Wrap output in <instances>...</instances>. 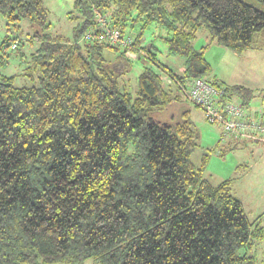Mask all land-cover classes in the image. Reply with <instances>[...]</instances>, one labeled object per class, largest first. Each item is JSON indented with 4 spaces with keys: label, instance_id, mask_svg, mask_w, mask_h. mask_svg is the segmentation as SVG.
Here are the masks:
<instances>
[{
    "label": "trees",
    "instance_id": "trees-1",
    "mask_svg": "<svg viewBox=\"0 0 264 264\" xmlns=\"http://www.w3.org/2000/svg\"><path fill=\"white\" fill-rule=\"evenodd\" d=\"M255 1L261 8L246 0H75L80 22L64 36L46 31L42 0H0V264H259L251 252L264 239V212L249 220L232 178L213 184L204 176L208 154L192 161L198 132L190 109L163 117L187 99L220 128L226 150L264 145L254 129L224 132L182 91L200 77L223 90L215 107L237 103L240 120L264 122V98L253 109L251 88L207 77L204 55L211 42L238 55L264 47V0ZM96 11L132 42L86 37L99 29ZM23 20L36 28L24 40L11 35ZM129 20L142 22L139 33ZM152 22L168 32L160 38L182 57V73L152 43L142 45ZM202 30L207 43L196 48ZM106 49L119 53L108 59ZM128 51L150 62L135 92L127 89ZM11 56L30 85L2 72Z\"/></svg>",
    "mask_w": 264,
    "mask_h": 264
},
{
    "label": "rangeland",
    "instance_id": "rangeland-1",
    "mask_svg": "<svg viewBox=\"0 0 264 264\" xmlns=\"http://www.w3.org/2000/svg\"><path fill=\"white\" fill-rule=\"evenodd\" d=\"M75 0H42L43 6L48 11L46 31L53 35L71 36L72 30L80 22V13L74 8ZM254 3L261 8V5L255 0H246ZM134 15V14H133ZM141 21L127 22V28L132 33H139L141 30ZM36 28L28 20L21 22L20 30L13 32L16 35L26 38V33H32ZM4 20L0 18V40L4 36ZM168 36L166 29L158 24L149 23L142 30V45L152 43L157 50L160 61L167 66L174 64L172 69L182 73L183 59L179 55H171L167 52V44L160 37ZM208 34L205 30L198 32L194 40V46L199 48L207 43ZM261 36V35H260ZM28 47L24 46L23 51ZM115 52L106 49L104 55L108 59L116 57ZM127 55L130 60L131 69L127 73L129 81L128 90L135 92L137 87V74L142 68V63L150 64L149 60L140 61L135 53ZM205 57L211 65L210 74L207 77L217 76V78L227 84H242L254 91L255 98L251 100L250 106L253 109L259 108L264 98V47L252 48L241 55L232 53L229 49L211 42L205 50ZM123 64L117 68H122ZM22 67L16 57L11 56L8 62L1 68L7 75H15L14 84L17 86L30 85L32 83L27 77L21 76ZM155 71H160L152 65ZM171 67V66H170ZM121 70V69H120ZM165 74H163V77ZM36 81V80H35ZM190 109V116L198 132V146L192 153V161L199 163L201 156L208 154V162L204 176L213 184L228 178H232L231 193L242 202L243 208L249 220L254 221L256 217L264 212V145L253 142L231 144L227 150L228 144L219 142L221 130L216 124L207 122L202 111L187 99L180 103H172L164 112L163 117L168 118L174 114L176 117L182 109ZM163 114V113H162ZM224 148V152L219 153V149ZM264 230V219L261 215L260 224ZM259 260V264H264V239L255 242L252 252ZM83 264H94L91 259Z\"/></svg>",
    "mask_w": 264,
    "mask_h": 264
},
{
    "label": "built area",
    "instance_id": "built-area-1",
    "mask_svg": "<svg viewBox=\"0 0 264 264\" xmlns=\"http://www.w3.org/2000/svg\"><path fill=\"white\" fill-rule=\"evenodd\" d=\"M95 16L99 29L95 31L96 33H86V37H93L98 40L106 39L109 43L120 46L132 42L133 37L131 35H121L120 30L106 22V19L98 11L95 12ZM187 87H183L184 94L204 107L205 115L209 121H221L224 132L240 134L241 131L247 128L264 133V122L262 124L258 122L246 123L244 120L239 119L241 112L239 104L230 102L215 107L214 103L217 102V98L223 94V90L216 85L198 77L193 79ZM224 112H229L232 116L225 119L223 117Z\"/></svg>",
    "mask_w": 264,
    "mask_h": 264
},
{
    "label": "crops",
    "instance_id": "crops-1",
    "mask_svg": "<svg viewBox=\"0 0 264 264\" xmlns=\"http://www.w3.org/2000/svg\"><path fill=\"white\" fill-rule=\"evenodd\" d=\"M183 63V62H182ZM174 64H171L170 66H171V68H172V66H173ZM182 66V70H183V64L181 65ZM177 72V71H176ZM160 73V72H159ZM161 74V76H162V78L164 79V81L165 82H169L170 80H169V78L167 77V76H164L163 77V74L162 73H160ZM212 78H215V79H217V80H219L218 78H217V76H213Z\"/></svg>",
    "mask_w": 264,
    "mask_h": 264
},
{
    "label": "bare ground",
    "instance_id": "bare-ground-1",
    "mask_svg": "<svg viewBox=\"0 0 264 264\" xmlns=\"http://www.w3.org/2000/svg\"><path fill=\"white\" fill-rule=\"evenodd\" d=\"M185 86V85H184ZM183 91V90H182Z\"/></svg>",
    "mask_w": 264,
    "mask_h": 264
}]
</instances>
